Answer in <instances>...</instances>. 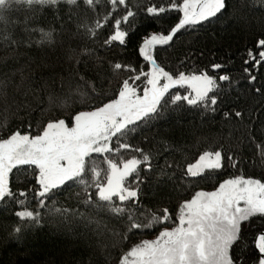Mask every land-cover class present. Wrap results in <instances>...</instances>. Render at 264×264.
Listing matches in <instances>:
<instances>
[{"label":"snow or ice","instance_id":"6c2138e0","mask_svg":"<svg viewBox=\"0 0 264 264\" xmlns=\"http://www.w3.org/2000/svg\"><path fill=\"white\" fill-rule=\"evenodd\" d=\"M258 2L264 7V0ZM45 10L52 13L53 22L82 17V22L77 24V35L93 43L99 40L102 47L108 48L127 45L130 33L123 26L130 24L141 10L157 21L177 14L178 22L166 34L154 32L142 38L138 52L148 70L129 66L128 78L118 81L111 95L103 92L111 73L89 69V61L96 56L95 49L86 42L79 44L78 50L70 48V59L77 65L83 62L85 71L81 74L70 70L69 77L76 81L75 86L69 85L62 95H49L50 106L58 109L60 115L35 131L26 129L22 134L14 130L6 137L0 136V202L29 195L27 191L17 192L20 186L14 183V169L30 168L33 176L32 180L27 177L25 180L33 185L35 207L15 213L19 226L14 232L23 234L45 216L67 219L68 209L56 207L55 198L61 191L79 187L82 196L80 192L76 194L81 196L84 206L109 213L126 232L136 235L156 228L155 239H143L131 247L118 257V264H264V176L254 179L234 175L220 182L214 191H196L182 203L156 199L149 211L144 203L143 186L153 174L152 156L127 142L166 109L177 111L187 104L216 111L221 91L219 82H232L227 66L213 62L211 69L215 74L166 71L157 62V48L171 46L178 33L222 21L230 15L229 0H167V4L153 2L132 7L129 0H108L106 7L101 0H0V26H3L0 41L6 45L21 42L8 30L10 24H16L21 26L28 47L55 45L57 32L53 23L44 27L36 23ZM234 14L233 11L231 15ZM90 15L95 17L94 21L83 22ZM109 29L106 38L100 40L101 33ZM33 35L38 38L33 40ZM254 48L255 52L246 49L243 73L254 94L264 97V84L256 86L257 76L253 74V69L264 65V38L258 39ZM124 68L119 62L111 66L112 73ZM221 70L225 74H219ZM58 78L63 88L65 77ZM181 90L185 94H180ZM90 99L97 103L91 104ZM234 116L243 114L236 111ZM32 127L29 122L28 128ZM261 135L264 137V133ZM258 147L264 157V143ZM122 150H131L136 155L124 159L120 155ZM97 158L106 167L101 169L96 164ZM239 163L222 151H205L195 163L181 169L180 175L204 178L206 171H227L238 168ZM166 166L171 167L167 162ZM161 173L167 180L157 183L165 186L176 176L175 171L161 170ZM17 203L23 207L25 199ZM78 214L91 222L84 213ZM117 235L129 239L127 235Z\"/></svg>","mask_w":264,"mask_h":264},{"label":"trees","instance_id":"16d2710c","mask_svg":"<svg viewBox=\"0 0 264 264\" xmlns=\"http://www.w3.org/2000/svg\"><path fill=\"white\" fill-rule=\"evenodd\" d=\"M153 2L167 4V0H129L130 7ZM101 3L106 7L108 0H101ZM233 11L235 14L231 15ZM229 13L222 21L178 33L171 46L157 48V62L166 71L215 74L211 65L216 62L227 66L232 82H219L221 91L215 112L187 104L177 111L166 109L156 120L138 129L134 139L127 140L133 147L142 148L152 156L153 174L143 186L144 203L149 211H152L151 202L156 199L163 198L171 204L182 203L196 191H214L220 182L234 175L254 179L264 176V157L258 147L264 143L261 135L264 133V97L254 94L243 73L246 49L255 52L257 40L264 38L261 35L264 33V7L258 0H229ZM176 15L170 14L157 21L141 10L130 24L123 26L130 33L127 45L115 44L111 48L102 47L99 40L93 43L83 35H77V24L82 22V17L78 16H73L70 22L67 18L53 22L52 13L45 10L37 17L36 23L40 27L52 22L57 32L55 45L44 48L28 47L21 26L10 24L8 30L21 42L6 45L0 41V136L6 137L14 130H20L22 134L26 129L35 131L39 125L60 115L58 109L50 106L49 95H62L68 91L69 85L75 86L76 81L69 77L70 70H78L81 74L85 71L83 62L77 65L70 59V48L78 50V45L86 42L95 49L96 56L89 61V69L111 73L103 88L106 95H111L117 82L128 78L129 66L148 70L138 52L142 38L154 32L166 34V30L178 22ZM94 19L90 15L83 22L91 24ZM108 33L110 29L102 32L100 40ZM37 38L32 36L33 40ZM117 62L124 64L125 68L112 73L111 66ZM219 74L225 73L221 70ZM253 74L257 76L256 86L264 84V65L253 69ZM59 75L65 77L63 88ZM180 94L185 93L181 90ZM90 103L94 105L97 101L90 99ZM236 111H241L243 116L235 117ZM225 113L229 115L225 116ZM29 122L33 125L31 129L28 128ZM213 150L240 161L238 168L206 171L204 178L180 175L181 169L195 163L205 151ZM120 155L128 159L136 153L122 150ZM166 162L171 167H167ZM96 164L101 169L106 167L101 158L96 159ZM161 170L176 172L174 180L166 186L157 183L158 180H167ZM13 172L14 183L20 186L17 192L27 191L29 195L0 202V264H118V257L131 247L143 239H155L158 234L155 227L144 230L143 234L126 232L109 213L84 206L79 187L61 191L55 198L56 207L68 209L70 215L67 219L45 216L39 224L17 234L14 228L19 226V218L15 213L32 210L36 201L31 195L33 185L25 180V177L29 181L33 179L32 170L14 169ZM77 192L81 196H77ZM19 199H25V206L17 203ZM78 213L90 217L91 222L82 219ZM117 234L127 235L129 239H122Z\"/></svg>","mask_w":264,"mask_h":264}]
</instances>
